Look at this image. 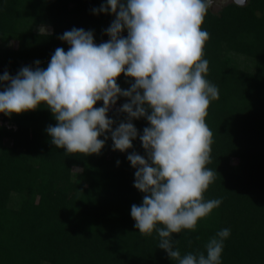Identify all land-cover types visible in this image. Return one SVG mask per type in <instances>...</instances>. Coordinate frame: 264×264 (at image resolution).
I'll use <instances>...</instances> for the list:
<instances>
[{
    "label": "trees",
    "instance_id": "obj_1",
    "mask_svg": "<svg viewBox=\"0 0 264 264\" xmlns=\"http://www.w3.org/2000/svg\"><path fill=\"white\" fill-rule=\"evenodd\" d=\"M106 2L0 0V75L35 68L37 60L46 68L57 47L69 49L59 37L73 28L93 31L97 44L108 41L104 30L115 16L94 11ZM203 29L210 34L206 78L219 89L206 117L214 140L207 167L216 179L205 199L222 203L195 231L173 234L174 248L206 254L210 238L228 228L221 264H264V0L210 8ZM117 82L127 90L134 79L121 74ZM128 101L111 106L114 128L127 120L119 109ZM132 122L141 135L150 126L146 118ZM57 123L46 105L0 113V264H178L158 247V234L142 235L131 217L145 195L127 159L146 156L139 137L122 152L108 133L100 154L73 155L52 144L46 129Z\"/></svg>",
    "mask_w": 264,
    "mask_h": 264
},
{
    "label": "clouds",
    "instance_id": "obj_2",
    "mask_svg": "<svg viewBox=\"0 0 264 264\" xmlns=\"http://www.w3.org/2000/svg\"><path fill=\"white\" fill-rule=\"evenodd\" d=\"M214 0H107L95 9L115 19L105 29L110 37L97 44L94 32L83 28L59 37L70 47H57L46 68L22 67L0 75V113L11 117L46 105L58 123L46 131L57 148L70 154H100L110 138L113 150L133 147L137 137L146 156L129 154L136 168L134 186L145 193L133 204L131 217L144 235L159 236L158 247L178 264H221L224 228L205 245V252L181 255L173 234L195 231L198 222L218 208L221 199H205L216 179L212 162L213 132L208 109L219 99L218 87L207 78L204 48L210 34L203 29ZM127 36H124V31ZM134 79L122 89L118 78ZM120 97L127 120L117 127L109 111ZM103 101V106L97 103ZM146 118L141 135L134 119ZM104 136V139L100 137ZM119 164L120 162L117 161Z\"/></svg>",
    "mask_w": 264,
    "mask_h": 264
},
{
    "label": "rangeland",
    "instance_id": "obj_3",
    "mask_svg": "<svg viewBox=\"0 0 264 264\" xmlns=\"http://www.w3.org/2000/svg\"><path fill=\"white\" fill-rule=\"evenodd\" d=\"M231 1H234V0H214V3L211 7V10L215 13L219 12V10H221L224 6H226L227 4H229ZM41 30H46V28H40ZM233 57H235L237 60L239 59V61H241L243 64L245 63V60L242 56H238V55H233ZM3 91V89H2ZM117 104V103H116ZM115 104V105H116ZM115 105H112V106H115ZM237 160L235 159L233 161V163H236Z\"/></svg>",
    "mask_w": 264,
    "mask_h": 264
},
{
    "label": "water",
    "instance_id": "obj_4",
    "mask_svg": "<svg viewBox=\"0 0 264 264\" xmlns=\"http://www.w3.org/2000/svg\"><path fill=\"white\" fill-rule=\"evenodd\" d=\"M235 3H237L238 5H245L248 0H234Z\"/></svg>",
    "mask_w": 264,
    "mask_h": 264
}]
</instances>
